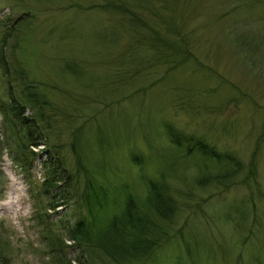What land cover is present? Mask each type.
I'll return each mask as SVG.
<instances>
[{"label": "rangeland", "instance_id": "1", "mask_svg": "<svg viewBox=\"0 0 264 264\" xmlns=\"http://www.w3.org/2000/svg\"><path fill=\"white\" fill-rule=\"evenodd\" d=\"M161 1L0 0V48L11 69L21 58L28 77L59 107L57 118L67 116L59 123L61 143L67 141L69 121L87 119L100 126L98 135L108 145L98 148L88 128L85 152L94 177L109 188L125 183L140 198L145 195L142 173L155 175L163 158H170L164 123L202 133L245 160L251 156L261 197L242 201L250 198L242 185L196 191L192 198L203 197L201 209L182 211L176 226L188 221L181 234L171 236L145 264H264V0H166L172 22L189 33L195 54L161 80L164 66L158 62L152 71L129 76L130 57L143 59V51H130L135 42L129 16L105 5L121 3L150 17L145 8ZM136 63L144 69L146 61ZM4 86L0 68V91ZM30 149L39 154L26 172L7 149L0 153V264H80L77 259L89 252L81 254L66 236L78 209L48 205L37 193L45 153L43 145ZM131 152L142 154L145 163L132 162ZM58 153L66 157L65 172L77 177L70 149ZM100 161L103 168L93 165ZM192 162L179 158L172 165L174 184L191 186ZM112 210L109 206L105 214Z\"/></svg>", "mask_w": 264, "mask_h": 264}, {"label": "trees", "instance_id": "2", "mask_svg": "<svg viewBox=\"0 0 264 264\" xmlns=\"http://www.w3.org/2000/svg\"><path fill=\"white\" fill-rule=\"evenodd\" d=\"M149 4L140 3L138 7L145 8ZM150 5L148 9L145 8L150 17L134 13L121 3H108L105 7L129 16V23L134 27L132 39L135 42L130 45V51L134 54L138 49L143 51V59L136 55L130 57L134 66L129 76L140 71H152L158 62L164 66L163 74L159 77L161 80L195 53L191 51L189 33L172 22L171 15L167 12L166 0H162L159 5ZM8 34L10 32L1 37V43L7 40ZM136 61H146L145 65L141 64L144 69H140L137 63L135 65ZM0 66L5 82L0 91V153L2 149H7L15 165L26 172L39 154L30 147L43 145L41 151H44L45 156L41 163L44 167V179L37 193L47 198L48 205L54 206L61 202L60 205L65 204L68 208L77 207L78 217L67 228L66 236L73 240L81 254L89 252L90 257L87 258L86 255L84 259H77L80 264H145L154 251L171 236L181 234L188 221L184 219L181 225L176 226L182 211L191 209L190 212L193 213L201 209L203 197L192 198L196 191H220L242 185L249 189L246 197L250 198H242L247 203L253 202L255 196L262 195L256 183V166L251 156L245 160L234 149L220 148L206 135L182 131L171 123L163 124L171 143L167 154L170 158H163L155 175L142 173L147 187L145 195L140 198L125 183L109 188L94 177L87 165L88 155L85 152L84 135L89 131L88 128L93 130L98 148L108 145L109 142L106 143L98 135L100 126L91 125L87 119L78 124L69 121L70 124H65L70 127L67 141L61 143L59 123L65 122L67 116L62 118V114V119L57 118L59 107L28 77L21 58L12 64L11 69L0 48ZM116 75L120 76L118 72ZM188 106L192 108V105ZM65 147L70 149L74 158L77 177L65 172L63 162L66 157L58 153ZM179 158H191L193 162L190 167L195 168L191 186L186 188L174 184L173 179L178 176L169 173V169ZM130 159L135 164L145 163L143 155L137 152H131ZM93 165L103 168L102 161L93 162ZM109 206L113 210L107 215L105 210ZM252 209L250 204L249 212ZM249 212L242 215L244 217L241 220L246 221L241 229L246 226V214H250ZM234 227L237 228L235 224ZM55 238L59 240L57 236Z\"/></svg>", "mask_w": 264, "mask_h": 264}, {"label": "bare ground", "instance_id": "3", "mask_svg": "<svg viewBox=\"0 0 264 264\" xmlns=\"http://www.w3.org/2000/svg\"><path fill=\"white\" fill-rule=\"evenodd\" d=\"M9 188H10V190H9L8 192H10V193H11V192L13 191V185H10V187H9Z\"/></svg>", "mask_w": 264, "mask_h": 264}]
</instances>
